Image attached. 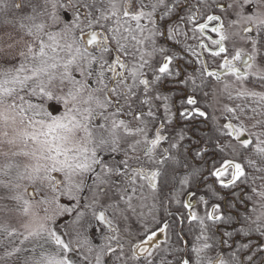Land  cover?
<instances>
[{
    "label": "flooded vegetation",
    "instance_id": "af4514ba",
    "mask_svg": "<svg viewBox=\"0 0 264 264\" xmlns=\"http://www.w3.org/2000/svg\"><path fill=\"white\" fill-rule=\"evenodd\" d=\"M31 1L26 0V3L30 4ZM71 2L76 5L77 0ZM80 2L83 3L84 0ZM165 2L171 6L170 12L165 14L166 9L160 7L153 13L159 34L142 45L129 41L127 49L130 55L121 56L128 67H138L142 62L141 57L143 61H147L140 71L143 73L141 78L147 79L149 84L145 90L138 80L135 82L134 91L137 97L131 110L145 113L141 119L148 122L145 131L149 139L155 138L157 129L164 137L153 151V160L159 161L166 157L173 159H168L162 165L150 164L148 157L144 155L143 143L136 146L135 153L129 148L134 140L142 137L125 136L121 131L119 150L110 151L106 147L98 153V158L114 170L110 177H105L110 183L102 186L107 189L108 195L100 204L91 209L86 208L85 222L70 239L66 238V235L69 237L67 225L80 207L91 204L93 191L97 187L96 176L101 168L96 167L94 172L86 174L84 187L78 196L79 202L70 199L68 195H60L64 176L61 173H52L55 180L61 182L60 190L55 193L59 202L65 208H72V212H65L57 220L59 235L65 242L72 239L70 244L73 250L68 255L73 264H96L98 253L101 264H146L148 259L153 264H178L185 259L189 264H207L209 258L216 257L225 264H249V258L251 264H264V235L255 230L262 222L254 218L247 179L242 184L238 180L233 185L223 187L211 175L214 167L219 166L223 158L234 156L242 166L249 159L250 149L242 150L234 137L222 135V131H226L222 126L228 122L239 126L243 120L249 131H252L249 97L238 96L237 88L249 85L253 79L251 69L245 68L247 55L252 53V40L256 41L257 49L253 65L264 62L261 58L264 52L260 50L261 25L247 20L248 16H256L254 7L257 4L252 0L249 3H244V0ZM57 3L64 5L56 9L59 20L54 22L56 29H60L65 22L72 20L73 9L67 7L69 0H57ZM153 3L155 0H129V7L139 8L143 4L145 11H151ZM105 5L106 0H96V7ZM193 13L196 14L195 19L190 21L188 17ZM209 15L218 16L219 20L207 21ZM205 22L208 27L201 31L196 25ZM141 23L151 28L146 19H142ZM217 25H223V32L228 37L224 41L227 52L213 57L209 50L217 48L212 44L213 40L220 37V33L212 31ZM132 26L135 27L134 22ZM245 27L250 31L244 32ZM97 30L103 31L98 26ZM76 34L78 36L79 32ZM202 44L204 47H201ZM112 47H115L114 44ZM236 49H240L244 55L241 60L234 61V64L241 72H249L243 81H238L236 76L219 68L224 55L231 59ZM165 57H171L169 71L160 73L159 68L165 62ZM94 69L99 71V65H94ZM205 69L219 71V78L208 76ZM117 70L120 71L119 66ZM112 75L111 72H105V81L110 86H114V81L109 79ZM88 79L92 87H96V76ZM127 82L133 83L131 78ZM216 86H222L224 90L221 107L214 106L213 102ZM190 97L195 100L194 104L187 102ZM145 99L148 103L142 104L141 101ZM226 108L235 109V116L238 118H234V114L227 112ZM240 108L245 109L244 113L239 111ZM128 111L125 107V111L117 118L130 122L132 127L143 126L128 115ZM149 111L153 113L152 117L147 116ZM201 112L204 115H200ZM97 119L103 122L99 117ZM173 144L176 147H172ZM218 144L224 146L223 151ZM126 156L131 166L143 165L146 170L150 167L161 168L162 177L157 180L156 190H152L146 180H138L134 185L136 191L132 193V186L126 178L115 174L117 167L123 169L122 161ZM136 156L140 158L139 161L134 158ZM184 181L187 183H183ZM117 188H127L132 196L131 206L127 195L124 200H120L121 193L116 191ZM186 204L191 207H186ZM213 205H219L215 214L222 216V220L207 218L206 214L212 210ZM93 211H103L107 220L111 221V226L97 220ZM190 212L196 213L198 219L190 220ZM165 223L168 225L165 231H158ZM152 231H156V236L149 249L154 255L149 258L137 250L134 257L133 245L145 240ZM205 244L209 247L203 248ZM108 247L113 251L108 252ZM195 248H202L199 255L194 251Z\"/></svg>",
    "mask_w": 264,
    "mask_h": 264
},
{
    "label": "snow or ice",
    "instance_id": "6c2138e0",
    "mask_svg": "<svg viewBox=\"0 0 264 264\" xmlns=\"http://www.w3.org/2000/svg\"><path fill=\"white\" fill-rule=\"evenodd\" d=\"M244 3H249V0H244ZM49 6L52 9L51 13L48 12ZM7 7L5 0H0V8ZM12 7L19 10L22 6L19 3H14ZM29 7L31 11L20 17L19 26L26 30L25 34L31 42H26V51L19 53L21 62L18 66L0 69V144L10 146L9 152L4 155H22L34 161V163L24 165V171L18 174V179L41 183L52 182L51 188L55 193L60 190L61 182L56 181L52 173H61L64 176V181L63 191L60 192V195H68L70 199L77 200V202H79V193L84 187L86 174L92 173L96 167H100L101 172L96 176L97 187L93 191L92 202L85 205V208L91 209L100 204L102 199L108 195L107 189L102 186L110 183L109 179L105 177H110L114 171L98 158V153L106 147L110 151L119 150L121 131L125 136L142 137V139L134 140L129 148L135 153L136 146L143 143L145 145L144 155L148 157L150 164L162 165L168 159H173L166 157L159 161L153 160V151L164 137L157 129L155 138L149 139L145 131L148 122L141 119L145 113L131 110L137 97V93L134 91L135 82L138 80L139 84L144 85L145 90L149 84L147 79L141 78L143 73L140 71L147 61H143V57H141L142 62L138 67L135 65L128 67L121 56V54L123 56L130 55L127 49L129 41H134L136 45H142L159 34L156 31L153 13L163 7L167 14L171 11V6L165 0H155V3L151 5V11H145L143 4L139 8L129 7V0H106V5L103 7H96V0H91V2L84 0L83 3L77 0L76 5H73L69 0L67 7L73 9V18L71 21L65 22L58 31L50 30L52 24L48 21L58 22L56 9L64 7V5H58L57 0H45L43 6L33 4ZM195 15V13L189 15L188 19L194 20ZM41 17H46V19L41 20ZM142 19H146L151 24V28L142 24ZM218 20V16H207V21ZM247 20L264 26V12L259 16H248ZM132 22L135 23V27L132 26ZM97 26L103 31H98ZM196 26L203 31L208 27V23H200ZM212 31L220 33V37L218 40L212 41V44L217 46L216 50L209 51L213 57H219L227 52L224 41L228 37L223 32V25L213 27ZM243 31L249 32L250 29L245 27ZM77 32H79L78 36ZM251 44L252 53L247 55L246 69L253 67L252 62L257 51L256 41L252 40ZM201 47L204 45L202 44ZM243 55L244 53L240 49H236L231 59L224 55L219 66L220 70L236 76L238 81H243L249 72H241L234 64V61L241 60ZM164 59L165 62L159 68L160 73L169 71L171 57ZM94 65H99V71L94 69ZM117 66L120 71L117 70ZM74 71L79 72L84 79H77L73 75ZM105 72L113 74L109 79L114 81V86L106 83ZM205 72L210 77L219 78L220 75L219 71L205 69ZM93 75L96 76L94 81L96 87H92L88 79ZM129 78L133 83L127 82ZM57 82H59V90H57ZM64 87H67V91H64ZM26 89L31 96L40 97L41 103L34 104L26 100L24 95H20ZM237 95L252 98L255 106L250 109L252 113L250 119H254L256 116L261 117L255 119L252 127L259 126L261 130L259 132L249 131L244 121L241 120L239 126L231 122L225 123L222 129L226 131H222V135L234 137L238 141L240 149H251L264 161V92L242 88ZM45 100L63 103L64 110L58 115L49 113L43 106ZM187 102L194 104L195 100L190 97ZM141 103H148V101L145 99ZM125 107L129 109L127 114L142 123L143 126L132 127L130 122L117 118L120 113L125 111ZM110 109H115V111ZM226 111L233 113L234 118H238L235 116V109L226 108ZM239 111L244 113L245 109L240 108ZM200 115H204V113L201 112ZM147 116L152 117L153 113L149 111ZM98 117L102 119V123L98 121ZM245 133H247V138H245ZM12 146L22 147L19 151H11ZM172 147H176V145L173 144ZM218 147L221 148V151L224 150V146L218 144ZM199 154L196 153V155ZM134 158L137 161L140 159L138 156ZM247 163L255 166L256 162L248 159ZM122 164L123 169L117 167L115 174L126 178L129 185L132 186V193L136 191L134 185L138 180H146L152 190L157 189V180L162 177L160 167H150L146 170L143 165L131 166L127 156ZM6 167H11V165H6ZM211 175L221 186L228 187L235 184L241 177L246 176V172L242 164L237 162L233 156L232 158H223L219 166L214 167ZM183 183H187V181ZM12 187L19 188L20 185L15 184ZM116 191L121 193L120 200H124L127 195L129 206H131L132 196L128 193L127 188L123 190L117 188ZM11 198L22 202V212L24 216L28 217L26 222L21 225L23 240H28L29 237L46 236L58 249L62 250L55 255L42 253L38 259L27 258L24 264H73L68 255L73 250V246L65 242L55 230L48 226V221L53 217L48 215L40 217L33 210L31 203L23 199L19 192ZM53 201L56 202L59 212H72V208L59 205L57 196H53ZM185 206L191 207L189 204ZM218 210L219 205H213L212 210L206 214L207 218L222 220V216L215 214ZM44 211L47 213L48 210L44 209ZM83 215V212L77 213L78 218ZM93 216L111 226V221L107 220L103 211L99 213L93 211ZM189 219L196 220L198 217L196 213L190 212ZM257 220L259 221L260 217H257ZM201 225L203 226V220H201ZM167 227L168 225L165 223L164 227L158 228V231L164 232ZM262 229H264V223L258 224L257 231H261V234L264 235ZM0 230L6 232L9 237L17 231L15 228L9 230L7 225H0ZM155 236L156 231H152L145 240L134 244L133 249L139 248L141 252L151 258L154 252L145 245ZM111 239H115V237H111ZM208 247L207 244L203 245V248ZM19 251V248H13L12 251L6 250L5 255L11 256L14 252ZM107 251L112 252L113 249L108 247ZM194 251L199 255L202 248H195ZM135 255L134 251L133 256L135 257ZM96 264H101L99 253L96 257ZM146 264H153V261L148 259ZM178 264H189V261L185 259L179 261ZM207 264H225V262L216 257L209 258ZM249 264H251V258H249Z\"/></svg>",
    "mask_w": 264,
    "mask_h": 264
},
{
    "label": "rangeland",
    "instance_id": "374dc122",
    "mask_svg": "<svg viewBox=\"0 0 264 264\" xmlns=\"http://www.w3.org/2000/svg\"><path fill=\"white\" fill-rule=\"evenodd\" d=\"M8 7L0 8V69L18 66L21 62L19 53L26 51V42H31L30 38L25 34L26 30H23L19 26L20 17L26 15L31 11L30 5L38 4L43 6L45 0H32L30 4L26 3V0H5ZM256 7V16H259L264 12V0H252ZM14 3L21 4V9L17 10L12 5ZM48 12L51 13V7H48ZM41 20L46 17H41ZM39 22V21H38ZM48 23L52 24V31H58L56 29L55 22L49 20ZM252 81L249 85H241L237 89L241 91L242 88L247 90L264 92V62L253 65L251 68ZM255 73V75H253ZM73 75L77 79H82L79 72H73ZM252 83L256 85L252 86ZM59 82H57V90H59ZM64 91H67V87H64ZM222 86H216L214 89V106L221 107L223 103L222 99ZM20 95H24L26 100L31 101L34 104H40L41 98L38 96H31L27 89L22 91ZM44 108L54 115H58L64 110L63 103L52 100L44 101ZM255 119H259L256 116L251 120V124L255 123ZM251 125V128H252ZM253 129V128H252ZM258 132V131H255ZM22 146H12L11 151H19ZM10 146L6 144H0V225H7L9 230L15 228L17 231L13 236H8L6 232L0 230V264H24L27 258H40L42 253L45 254H57L62 250L58 249L57 246L46 236L44 237H29L28 240H23L21 233L23 229L21 225L26 222L28 217L24 216L22 212V202H18L11 197L19 192L22 194L23 199L28 200L33 206V210L36 211L40 217L45 215L52 216L53 219L48 221V226L56 231L59 235L57 220L61 218L65 212H59L56 202L53 201V196H56L51 188L52 182L41 183L39 181L31 182L27 179H18V174L24 171V165L34 163L29 158L23 157L22 155L12 156L4 155L8 153ZM11 167H6V165ZM19 184V188H14L12 185ZM264 193V192H261ZM47 201V203H45ZM59 205L64 207L59 202ZM252 211L254 218L260 217V221L264 223V195L252 199ZM44 209H47L45 213ZM83 212L84 215L77 217V213ZM87 216V209L85 206L80 207L74 216L71 217L68 226V236L70 239L77 230H79L82 224L85 222ZM66 239V240H67ZM23 240V242H21ZM68 240L67 242H70ZM13 248H19V252H14L11 256H6L5 251H12Z\"/></svg>",
    "mask_w": 264,
    "mask_h": 264
},
{
    "label": "trees",
    "instance_id": "16d2710c",
    "mask_svg": "<svg viewBox=\"0 0 264 264\" xmlns=\"http://www.w3.org/2000/svg\"><path fill=\"white\" fill-rule=\"evenodd\" d=\"M260 30H261L260 37L262 38L261 43H260V50L263 53L264 52V26H261ZM261 58L264 59V55H261ZM254 85H256V84L252 83V86H254ZM248 99H249V112H250V115L252 117V113H251L250 109L252 107H254L255 105L252 102V98L249 97ZM260 118L261 117H259V119ZM260 130L261 129L259 126L252 129V131H254V132L255 131L259 132ZM249 159H252L256 162L255 166L249 165L247 162H246V164L243 163V167L245 169L246 176L241 177L239 179V181L242 184L244 182V179H247V186H248L249 192H251L250 198L253 199V198L262 196L261 192H264V161H262L260 159V157L256 153H254L251 149H250ZM253 189H255V191H253ZM252 229L254 230L255 227ZM255 230H257V229H255Z\"/></svg>",
    "mask_w": 264,
    "mask_h": 264
},
{
    "label": "water",
    "instance_id": "95a60500",
    "mask_svg": "<svg viewBox=\"0 0 264 264\" xmlns=\"http://www.w3.org/2000/svg\"><path fill=\"white\" fill-rule=\"evenodd\" d=\"M152 241H149L145 246L148 247V248H150ZM133 250L136 252L137 250H140V249L139 248H136V249H133ZM141 253H143V252H141Z\"/></svg>",
    "mask_w": 264,
    "mask_h": 264
}]
</instances>
